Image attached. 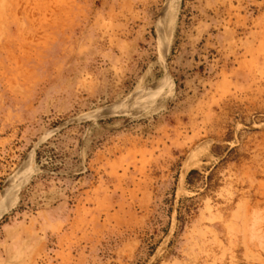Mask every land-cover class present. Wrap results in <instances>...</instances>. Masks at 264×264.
Here are the masks:
<instances>
[{"label":"rangeland","instance_id":"obj_1","mask_svg":"<svg viewBox=\"0 0 264 264\" xmlns=\"http://www.w3.org/2000/svg\"><path fill=\"white\" fill-rule=\"evenodd\" d=\"M171 4L0 0V264H264V0Z\"/></svg>","mask_w":264,"mask_h":264},{"label":"bare ground","instance_id":"obj_2","mask_svg":"<svg viewBox=\"0 0 264 264\" xmlns=\"http://www.w3.org/2000/svg\"><path fill=\"white\" fill-rule=\"evenodd\" d=\"M176 2L177 0H172V4H171V7H170V12H172L173 10H175L176 8ZM185 166L183 167V170H184Z\"/></svg>","mask_w":264,"mask_h":264}]
</instances>
